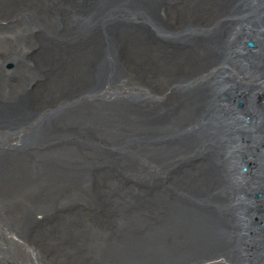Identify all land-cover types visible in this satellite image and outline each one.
<instances>
[{"label":"bare ground","instance_id":"6f19581e","mask_svg":"<svg viewBox=\"0 0 264 264\" xmlns=\"http://www.w3.org/2000/svg\"><path fill=\"white\" fill-rule=\"evenodd\" d=\"M96 3L107 12L110 10L108 18L119 15L125 22L139 21V29L126 31L123 28L122 32H115L112 38L107 39L109 46L128 54L132 61L144 67L143 70L158 68L165 74L171 75L170 81L165 84L160 83L158 88L159 93L166 95V98L175 100L174 93L178 89L173 90L172 84L178 83L180 72L196 78L202 73L209 76L214 69L213 72L216 73H213L208 81L211 82L210 88L205 90L204 86H197L198 89H203L201 93L205 96L201 107L195 104L196 110L193 114L194 117L203 116L204 120L200 121L207 120L209 125L214 122V119L218 120L216 117L219 107L212 103L215 97L218 100L221 96L227 95L230 99L218 100L216 103L221 106L226 103L225 111L229 112L233 109V106L229 105L233 102L232 99L236 98L233 91H241V88H236L231 83L233 80L236 83L242 82L239 79L236 80L234 76L236 69L238 71L242 65L264 69V0H0V105L2 106L0 113H3V122L2 124L0 122V146L5 144L11 152L6 155L0 151V165H2L0 166V184L3 180L16 183L9 188L10 192L0 190V264H125L124 241L127 238H134L135 228L139 223L141 224L140 216L142 215H135L132 209L128 211L127 200L130 198L127 195L119 194L116 186L111 187V183L99 175L91 176L90 179L83 176L91 173L92 165L88 163L75 165L76 167L56 165L58 162L67 164L79 161L78 157H69V154L73 155L71 150L52 149L51 153L47 155L43 153L37 157L40 151L34 144L29 143L30 149L26 147V141L34 140L31 137L35 133V126L30 122L32 117H29L26 111L28 104L30 109L38 111V116L42 118L39 122L43 127L42 122L46 119L44 109L54 105L58 99L69 98L73 83L85 85L91 80L90 76L84 73L82 64L89 57L97 56L98 50L103 46L100 43L103 37L93 32L87 22L88 19L86 23L78 20L77 17L84 18V13L86 17L87 10ZM155 20L168 23L164 27L169 36L170 34L183 36L182 41L179 39L172 41V37H165L162 33L153 34L148 21L155 22ZM146 30L158 40L154 43L147 41L149 35L143 34ZM249 42L255 47H248L246 50ZM224 47L228 53L224 52ZM75 49L84 51L73 61L71 59L66 61L64 68L59 72V68L55 67L58 55L68 54ZM165 50L171 55V60L157 63L160 55L165 54ZM222 59H226L224 63ZM50 60H52L51 69L49 68ZM92 62L94 63L91 61V64ZM121 78L120 83L114 86L119 91L122 90L121 85L124 84L126 77ZM108 84V75L105 73L102 80L96 83L95 91H102L103 94L113 92L114 90H111ZM204 84L206 86L208 83ZM186 98L179 115L188 118L186 108L191 101V96ZM11 102H17V104L9 106ZM82 107L81 110L76 109L79 110L75 114L77 122L90 124L100 116L94 113L91 114V120H87L84 118L85 115L95 106L89 107L87 102ZM248 109L250 113L247 111L240 113L242 120H239L237 127L249 129L250 127L245 124L246 120L250 122V126L252 125L251 119H255V112L251 107ZM115 112L120 113L121 109L118 107ZM154 112H156L155 109ZM55 116L57 120L62 117L58 114ZM200 121H197L199 123L196 126L203 129L195 133L194 138L187 143L194 142L203 136L207 137V131H210L212 136L219 131L214 132L213 128L204 126V122ZM60 122L65 123V121ZM124 122V120L121 121V123ZM254 122L256 124L254 131L259 132L262 124L257 127V120ZM92 124L95 125V123ZM18 127L20 132H15ZM125 127H132L131 122ZM45 128L47 129V125L43 127L42 134L47 132ZM137 128L140 127L134 129ZM124 134L126 135L127 131ZM258 134L256 136L257 134L253 133L252 138L239 137L236 144L242 143L243 146L250 145L253 149L262 150L264 142L262 140L256 142V138H260V133ZM254 136H256L255 139ZM184 148L185 145L177 144L173 149L160 150H163L162 154L170 151L177 153ZM85 149L91 151L89 148ZM157 150L146 151L156 157L154 154H158ZM55 166L59 168H54ZM250 167L251 171H254L255 163H251ZM46 172L48 174L46 178L41 179L40 182L35 181ZM73 174L80 175L88 189L79 190L78 186L71 185L70 180L73 179ZM194 175L192 172L184 175L183 184L177 187L182 190V193L184 192L181 197L186 204L189 199L197 197L189 188L203 183L195 180ZM199 175L207 179L209 174L202 172ZM261 175L264 177L263 173ZM249 179L246 178V181ZM256 179L251 178V186L258 185L256 190L259 193L262 192L264 196V187L255 183ZM239 181L240 179H237L234 183L239 184ZM38 184H41V190L47 196L41 195V198L37 196L41 199L38 203L31 202L33 198H30L27 205H21L20 202H23L21 194H28L26 192L31 189L33 191ZM96 184L110 197L105 200L108 204L100 196H95V189L90 190L91 187H96ZM19 186L22 190H19ZM120 190L128 192V187H120ZM44 197H49V200ZM158 197L159 202H164L161 194ZM233 198L237 199L238 205H240L239 200H243L239 194L233 195ZM169 200L170 205L167 204L161 209L163 212L161 214L166 218L165 221L158 229L146 235L149 243L145 244L153 243L157 256L167 260V263L161 264H181L193 257L215 256L218 250L228 249L231 251L228 257L224 258L222 255L218 260L215 259L219 261V264L256 263V257L261 254L260 244H262L261 237L264 235V220L256 222L253 220V226L250 222L237 223L236 231L241 230L240 242L243 243L241 248L246 245L242 250L229 245L235 238L231 237L233 233L231 226H222L220 221L211 218L209 214L182 209L181 203ZM211 200L220 209L221 214L230 211L222 210L227 200L219 199L216 195L212 196ZM104 211L108 213L104 215ZM236 211H242V215L237 214V216H242L243 219L246 216L255 215L246 208H238ZM51 217L55 219L54 222H50ZM47 220L50 224H45ZM99 221L115 226L110 230L97 229ZM38 226L39 229H35ZM256 226L259 227L258 230ZM119 231L125 236L121 245L111 249L112 253L104 252L108 236L114 237V234L118 235ZM241 234L246 236L242 237ZM171 239L172 244L163 248ZM249 250L253 251L250 259L248 257L241 261L239 256L230 259L233 252L241 255ZM131 252L134 254V251ZM154 254L152 255L155 256ZM161 260V258H151L145 264H160ZM261 262L264 264L263 259ZM134 264H139V261L134 259Z\"/></svg>","mask_w":264,"mask_h":264},{"label":"water","instance_id":"95a60500","mask_svg":"<svg viewBox=\"0 0 264 264\" xmlns=\"http://www.w3.org/2000/svg\"><path fill=\"white\" fill-rule=\"evenodd\" d=\"M87 11L86 17L84 13V18L77 17L78 20L86 22L88 19L87 22L93 29V32L103 37V41H100L103 46L98 50L97 56L94 57L95 59L89 57L86 59L87 61L82 64L84 73L90 76L91 80L86 82L85 85L73 83L71 86L72 93H69V98L65 97L58 99L55 101L54 105L52 104L50 107L43 110V112L46 111L44 115L46 119L42 122L44 125L43 127L47 125V129L45 128L47 132L45 134L41 133L43 130L39 122L41 121L39 119H42L41 116H38V111L30 109L28 104V109H26V111L29 113V117H32L30 122L35 126V133L31 137L34 138V140L26 141V147H29V143L34 144L36 149L40 151L39 154L36 155L37 157L43 155V153L45 155L51 153L53 151L52 149L71 150L73 155L69 154V157H78L80 158L79 161L75 163L68 162L67 164L63 162V164H60V162H58L56 165L68 167L69 165L75 166L81 163H88L92 165L90 169L91 173L83 176H87L90 179L91 176L97 177V175H99L105 181L110 182L111 187L116 186V191H118L119 194L127 195V197L130 198L127 200L129 204L128 211L132 209L135 215L139 214L142 216H140L141 224L139 223L135 228L136 231L134 233V238H132L133 240L127 238V240L124 241L126 251L125 264H134V259L139 261V264H145L150 261L151 258H161L160 264L162 262L167 263L165 258L158 257L156 251L154 252L156 249L153 243H145H149V238L146 236L147 233L158 229L161 223L165 221L166 218L161 214L163 213L161 209L167 204L170 205L169 199H172V202L181 203L182 209L209 214L211 218L220 221L222 226H231L233 232L231 237L234 236L235 238L231 240L232 242L229 245H232L234 248H241V245H243V243L240 242V240H242L240 237L241 230L239 229L236 231L237 223L241 222V224H243L250 222L253 226V222L264 220V196H262V192L259 193L258 190H256L258 185L254 187L251 186L250 183L252 181L251 178H257L255 183L257 182V184H261L264 187V177L261 175V173L264 174V148L262 150L253 149L250 145L243 146L242 143L241 145H237L236 143L239 137L252 138L253 133H256V136L260 133V138H256V142L258 140L264 142V103L255 105V102L252 100L255 98L254 95L256 92L254 94L246 92L245 87L243 88L239 82L236 83L233 80L231 84L234 87H236V85L238 86L237 88L240 87L241 91H233L236 98L232 99L233 102L229 104L233 106L232 111H225L224 107L227 108L226 103L223 106L216 103L218 100L225 101L230 99L227 95H224V97L221 96L218 100H216L215 97L212 103L219 107L216 117L218 120L214 119L211 125H209L207 120L200 121L204 120L203 116L194 117L193 114L196 110L195 104L201 107L202 99L205 95L201 93L203 89H198L197 86H204L205 90L209 89L211 82L208 81L212 78L214 69L211 75L207 76V74L202 73V75L196 78H191L187 73L180 72L178 75V83L172 84L173 90H176V88L178 89L174 93L175 100L172 101L171 98H166V95L160 94L158 90L160 83L165 84L167 81H170L171 75L165 74L158 68H155L157 70L151 68H145V70H143L144 67L132 61L128 54L119 52L115 49L116 47L113 49L109 46V41L107 40L109 37L112 38L115 32H122L123 28H125L126 31L139 29V21L125 22L119 15H113L111 18H108V16H110V13H108L110 10L107 12L105 9L99 7L97 3ZM148 22L153 34L158 33L159 35V33H162L165 37H172L173 40L170 39L172 41H174V39L182 41L183 36L171 34L169 36L164 27L167 26L168 23H160L156 22V20L155 22ZM169 25L171 24L169 23ZM143 34L146 36L149 35L147 36V41L149 40L150 43H154L158 40L147 30ZM170 40L168 41L171 43ZM246 47L254 48L255 45L249 42ZM223 50L226 52V47H224ZM83 51L84 50L75 49L68 54L62 56L58 55V58L55 60V62L57 61L55 67L59 68L60 72L64 68L66 61L70 59L73 61ZM164 53L165 54L160 55V59L157 63L171 60V55L168 54V51L165 50ZM84 56L86 55L84 54ZM226 59H222V62L224 63ZM91 61H94V63L92 62L91 64ZM51 62L52 60H50V69L52 68ZM126 64H128L127 67H125ZM67 66L68 63L66 67ZM253 68L250 65H242L239 70L237 71L236 69V71L241 74L247 72V74L244 75L249 77L250 74L256 72L255 68V70L252 71ZM215 70H217V68ZM249 70H251V72ZM105 73L108 75V85L111 86L110 89L114 91L103 94L102 91H95V85L102 80ZM261 75H264L263 68L261 69L260 76ZM122 76L126 78L124 79V84L121 85L122 90L120 89L119 91L118 88L114 86L116 83H120V78ZM234 76L236 77L237 74L235 73ZM203 78H205V80ZM237 78L238 76L236 80H238ZM180 81L182 82L179 83ZM90 83L91 85H89ZM204 83L208 84L205 86ZM168 92L170 91L168 90ZM245 92L247 94H245ZM188 96H191V101L186 108L188 109V118L180 117L179 113L184 107L187 99L186 97ZM87 102L89 107H95L88 111L84 118L91 120V114L98 113L100 116L94 119L93 122L90 121L95 123V125L92 123L77 122L75 120L77 116L75 114L79 111L76 109H83L82 106H85ZM93 103L94 105H90ZM16 104L17 102H11L9 106ZM1 107L0 105V108ZM118 107L121 109L120 113L115 112ZM250 107L255 112V119H251L252 125L250 126V122L246 120L245 124L250 127L249 129L241 128V126L237 127L239 120H242L240 113L243 111L250 113L248 109ZM154 109L156 112H154ZM67 110H69V112H67ZM2 114L3 113H0L1 124L3 122ZM56 114L61 115V119H55ZM178 115L179 117H177ZM187 119L196 122L191 123L187 121ZM122 120L125 122L121 123ZM255 120H257V127L262 124L259 132L254 131L256 128ZM60 121H65V123L61 124ZM197 121L204 122L203 125L213 128L214 132L219 131L214 136L211 135L210 131H207V137L204 138L203 136L200 139H196L194 142L187 143L194 138L195 133L203 129L196 126L199 123ZM129 122H131L132 127L140 128L134 129L132 127H125ZM3 126L5 125L3 124ZM18 131L20 132L19 127L15 132ZM125 131H127L126 135L124 134ZM256 136H254V139ZM228 143H232V145H228ZM177 144H182V146L185 145V148L177 153L170 151L162 154L163 150L167 148L173 149ZM186 144L188 145L186 146ZM0 147H2L0 151H3L6 155L11 153L8 147H5V144ZM85 148H89L91 151ZM148 149H158L157 151L159 152H157L158 154H154L156 157H153L152 154L147 153L146 150ZM251 163H255V167H253L254 171L250 169ZM204 167H206V169H204ZM54 168L59 167L55 166ZM121 172H123V174ZM191 172L195 174V180L203 183H199L196 186L193 185V187L191 186L189 188L194 192L193 195H197V197L189 199L186 204L181 197L184 192L182 193V190L177 187L183 184V176ZM202 172L209 174L207 179L199 175ZM47 175L46 172L44 176L37 177L35 181L40 182L41 179L46 178ZM72 176L73 179L70 180L72 183L69 182L71 185L74 187L78 186L80 188L79 190L84 188L88 189L86 187L87 184L84 183L80 175L73 174ZM246 178L249 180L246 181ZM237 179H240L239 184L234 183ZM14 185H16V183L13 181L6 182L3 180V183L0 184V190L10 192L11 189L9 188H12ZM123 186L128 187V192L120 190V187L123 188ZM94 189L96 191L95 196H100L104 201L110 198L107 193L99 189L97 184L96 187L90 188V190ZM19 190H22L20 186ZM31 190L26 192L28 194H21L20 197L23 201L20 202L21 205H27L30 198H33L30 200L31 202L34 201L38 203V201L41 200L39 199L41 195L47 196L46 193L41 190V184H38L33 191ZM137 190L139 192H137ZM92 194L93 193H91V195ZM160 194L164 202L158 201V195ZM236 194L241 195L243 198V200H239L240 205H238L237 199L235 200L233 198V195ZM214 195L219 199L227 200L222 210L228 209L230 210L229 212L220 213V209H218L211 200V197ZM136 197H138L137 200ZM44 198H48L49 200V197ZM86 208L89 209L88 207ZM238 208H246L255 215L246 216L243 219L242 216H237V214L242 215V211L244 210L240 212L236 211ZM107 213V211H104V215ZM118 213L122 214V212ZM54 221L55 219L51 217L50 222ZM45 224L50 223L47 220ZM41 226L42 225H40V227ZM114 226L115 225L105 223L104 221H99L97 229L110 230L114 228ZM256 227L258 230L259 227ZM35 229H39V226L38 228L35 227ZM241 236L244 237L246 235L241 234ZM124 237L125 236L121 234L120 231L118 235L115 233L114 237L109 235L106 239L107 243L105 242L106 246L103 251L112 253L110 250L120 246ZM261 240V254L260 256L257 255L258 257L255 259V264H261V260H264V235L261 237ZM166 244L167 245H164L163 248L169 247L172 244V239L166 242ZM245 247L241 249L244 250ZM131 251H134V254ZM251 251L252 250L246 251L245 254L242 253L241 255L233 252L230 259L231 257L236 258L238 256L241 261L248 257L250 259V254L253 253V251ZM230 252V249L218 250L215 256H196L197 258L193 257L191 260L181 262V264H219V261H217L219 257L222 255L224 258L228 257ZM153 253H155L154 255L156 257L152 255ZM244 255L248 256L245 257ZM251 259H253V257Z\"/></svg>","mask_w":264,"mask_h":264}]
</instances>
